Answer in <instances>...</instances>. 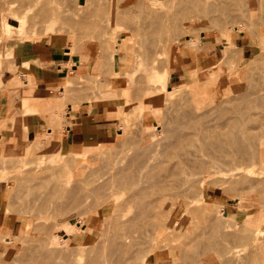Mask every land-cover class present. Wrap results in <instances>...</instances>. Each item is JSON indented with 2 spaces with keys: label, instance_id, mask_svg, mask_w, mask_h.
Listing matches in <instances>:
<instances>
[{
  "label": "rangeland",
  "instance_id": "374dc122",
  "mask_svg": "<svg viewBox=\"0 0 264 264\" xmlns=\"http://www.w3.org/2000/svg\"><path fill=\"white\" fill-rule=\"evenodd\" d=\"M27 1L28 0H26V1L25 0H23V1L22 0L21 1L20 0L19 1L18 0H0V58H2L4 56H8L12 53L10 45H9V41H8L12 38L6 37L8 29H9L8 28V23H9L12 27L11 28L12 29L11 34L13 35V39L15 41L14 46L18 42L19 43H24V42L33 43V42H35V43L48 44L56 50L64 51L65 56L68 58V61H66L64 63L66 68H67V76L64 78L62 84L60 83L58 85V87L55 88V92L54 91L49 92L48 96L46 98L33 100L31 95H30V90L28 89L23 96L24 97L23 103H18V120L15 118H10V119H8V122H12L13 126L12 127L5 126L3 128H0V132H2V134H0V175H1L0 176V234H1L0 237L1 236L2 237H5V236L10 237V243H8L10 245H8L6 243H1L2 237L0 238V243H1L0 244V250H2V249L5 250L4 254L2 251V254L4 256L3 255L1 256V253H0V257H1L0 263L3 262V259H4V262L6 263V261H7V264H12L13 260H15L17 262L19 260V264H24V262H26V261L21 259L22 256H19V258L21 260L20 259H14V257H11L12 256L11 254L14 253L13 255L15 257L18 255H21V253L17 249L18 246L23 245L22 247H24L25 245H27V243H30L31 241L34 242L33 244L35 246V243L37 242V239H39V238H36V242H35L34 241L35 237H33V236H37V237L41 236L42 238L40 237L39 241H43L42 240L43 238L47 239V237H49L54 242L53 246L54 247L58 246L60 248L59 252L61 249H63L62 246H64L65 244H66V247L73 248V249L68 248L67 252L68 251L70 252V250H73V252L78 253L79 255H82L80 257H82V259L84 261L81 262V259H80V262H81L80 264H82V263H84V264H87V263L88 264L89 263L90 264L91 263L97 264L98 262L100 264H107V263L108 264H114V262L116 263V261H117V264H119V263L124 264L125 262L127 264H131L132 259H134V261H136V260L138 261V259H140L141 256H144V255L146 256V255L150 254V249L148 251H146V253L145 252L143 254L141 253L142 252L141 249L144 246L145 247L143 249H146L147 247H149L150 243H151V245L153 243H156L158 246H160L162 244L160 242L161 238H163V240L165 242V240H167V239L169 240L172 237L171 239L174 240V243L179 241L180 247L185 245L186 249L185 250L182 249L183 247L179 249V243H178V248H177L176 247L177 243L173 244L174 245L173 246L171 244L172 240H169V241L167 240L166 243L168 242V244H170V246L172 245L171 248H169L168 245L166 243H164L166 246L164 245V247L162 246L159 249L157 248V250L155 251V254L148 256L147 262L149 264H175V263L179 264L177 261H181L183 257L181 255L180 256L182 258L177 256V249H179L178 252L181 253L182 250H184V251L188 250L187 248L190 246H191L190 248L196 247V243L193 242L194 240L196 242L198 240H200V241L201 240H203V241L207 240L208 241V238H210L211 236L213 237V234H215L214 232L216 230L214 229L213 225L215 226V224H216V226H218L220 229L223 226V229H221V230L222 231L224 230V232L226 231L225 233L228 234L231 238H235L232 240V242L230 244V245H232L233 248L237 247L236 245H238L239 248H242L243 245H245V242H244V240H246L245 238H248V236H245V238L243 236L247 235L248 233H250L249 231L253 230L251 237L248 234L249 238L246 240L247 241L246 244L249 243L248 245H250V244L251 245L250 246L246 245L244 247L250 248L254 244H257L256 246H257L258 250L255 248L256 254H255V256H253V258H254L253 260H254V262H256L255 264H258V262H259V264L260 263L264 264V248H263L264 247V243H263L264 238H260V236L262 237L264 235V232H262V231H264V205H262V203L264 204V202L263 201H261L262 203L259 202V200H262L264 198V195H262V194H261L262 196L259 195V193H261L264 190V188H261V185H257L258 187H255L256 186L255 185V186L250 188L249 186L247 187L245 184L243 185L242 182H240V181L244 182L245 178L246 179H247V177L250 178V176H252V175L257 176V174L263 170L260 166H258L254 162H250V164H248V165H245L243 163L236 164L235 167L241 169L242 174H241V177H240V175H238V178L234 177V179L232 180L233 182L231 180H229V182L227 181V182H224L223 184H221L222 182L220 183V181L217 180V183L219 182L217 184L215 182L217 179L216 178L214 180V183H216V184H213L211 180H208V182L211 181V183H208L207 181L201 180L200 182L198 181V183L195 184L197 186H192L191 196L194 194L190 200L192 202V206L190 208L183 209V211L180 213V215H177V216L181 217V215L184 214V216H182V217L184 218L187 216L188 219H182V217L181 218H179V217L175 218L176 221L178 220L177 218H179V222H181L180 220H182L181 224L180 223L179 224L181 225V228L183 226V229L182 230L180 229V231L178 233H172L171 234V232L169 230H167V232H166V230H163L161 233L156 235V233H153L154 228H151V230H149L150 231L149 235L147 237L143 238L141 236V232H140V230H142V229L138 230L134 234L128 233L127 234L128 237H126L127 236L126 231H125V233L121 231L120 234H118V237L122 236V237H120L121 240L126 241V242L125 241L124 242L120 241V242L123 243L125 246L126 245L128 246V248L126 247L127 250L129 249L132 251L133 250L132 248H137V246L140 247V248L138 247L140 250V253L137 252L139 250L134 249L138 254V255H136L137 258L139 257L138 259H136L135 256L133 257V254L134 253L136 254V252L131 253V251H130L129 253H127L128 251H126V248L122 244L120 246H119L120 243L117 244L118 242L116 241V239L117 240H119V239H118L117 235L114 234V233H116V231L113 232L111 229H110V231H112L113 233L110 231H108V232L106 231L109 228H113L114 225H115L114 226V228H115L116 225H118V223L115 224V222H118V220H119V218H121L122 214H125L128 212L130 213L131 212L130 209H133L131 207L132 205H130L128 203L131 207V208H129V205L128 206L126 205L127 203L124 204L127 206L125 211L120 209V207L122 208V205H121L120 207H117V208H119V210L118 209L115 210L117 212V214L114 213L113 216H110V215H112L110 213L112 212L113 208L109 203L108 204L103 203L106 195L103 194V196H104L103 197V196H101L102 194L101 195L98 194V195H96L99 198L98 199V198H95L94 197L95 195L93 196V194H92L93 197H91V199H90L89 194L91 192H88L89 187L94 186L95 184H99V182H101L100 181L101 179H102V181H104L106 179V177H108V175H109L108 170L110 171V169H106V168H112L113 167L112 165H115L113 163L114 162L116 163V160H118L117 163L119 162V160L122 161V159L125 162H128L129 160H133V159H129V158L131 156L135 155L136 153H140V152L144 151V148L147 147L149 143H150L149 144L150 150L147 151L149 149V146H148L147 147L148 149L145 148L146 149L145 151H147V152L146 153H145V151L143 152L146 155L141 153V155H145V157H148L147 159H149V160H146L142 156L146 160L145 163L148 162L149 164H151L149 161L153 162L152 165L155 166V167L152 166L154 168L153 170H155V168L157 169V170H155V172H158V170L160 172V169H161V172H163L166 169H168L169 167H171L169 165L170 164L172 165L176 161L177 153H179L181 145L179 142L177 144L174 143V146L177 147L175 150L176 152H174L172 149H175V147L171 143L170 145H172V146H170V147H171L172 151L170 152V150H168V148L170 149V147L165 146V143L162 140L161 141L163 142V145H162V142L159 141L160 139H163L166 137L165 133L162 134L161 131H159V130H161V128L163 127L162 123H166V120L170 121V117L172 115L171 112H173L171 109H173L175 111V112H173L172 118L175 115L174 113H177V110H175L173 108V106L175 104H173V106H171L172 107V108H170L171 112L169 111V107H170V105H172V103H175V102L178 103V101H180V103H182V104L184 103V107H188V108L190 106H187V105L191 104L192 105L191 107L193 108L192 110H195L197 108L195 110L197 112H199L198 111V107H199V110H200L199 113L202 112L201 109L206 110V111L208 109L209 113L208 114L206 113V116H204V114H202L203 112L201 113L203 117H201V118L199 117L200 119L198 118L197 124L195 126V130H204L202 124H206V122L209 123L208 125L213 126V127H210L211 130H224V129H226L225 128L226 125L225 126H215V124L218 123L217 121L220 117L222 118L223 116L226 117L228 115L227 113H226V115L224 114L225 110L227 111L226 107H224L225 110L223 108V111H222V108L221 109L217 108V110L219 111V114L216 113L217 110H216V112H214V110L210 111L211 109H216V105L218 107L220 106L217 103L220 100V96H221V99H223V98L225 99L230 95L235 96V97L239 96L240 94H238V93H239V91H241V89H244L245 87H246L245 89H247L251 84H253L255 82H256V85L254 86V90H255V87H257L259 85L261 86V84L264 85V83H262V80H260L261 77H262V79H264V72H263L264 71V65H262V64H264V63H262L263 59L261 61L262 64H260L261 68L259 66H258L259 68L257 67L258 70L259 69L260 70L263 69V70H261V71L259 70L260 71L259 72L257 69H255V72H254L252 69V71H251V72H253V74L254 73L256 74V70H257L258 76L263 74V76H261V77H258L256 75L258 77V79L260 78L258 80L259 82L254 81L253 83H251L253 78L254 79H257V78L253 77L251 75L252 73L247 74V75H251L253 78L246 75L245 70L248 67H246V65H244V63H243L244 61H248L249 59H252L255 53H257L261 48L262 49L264 48V20L262 18V17H264V6H263L264 0H193V1L192 0H185L186 2H188V4H190L191 2L193 4V2H194V6L192 5L193 7L192 6L190 7V5H189L188 9H185L184 8L185 6L183 7V5H184L183 1L184 0H138V1H135V0H78V2H77L78 4L74 0H72V1L71 0H52V2L50 3V7L48 9V12H47L49 14L48 16L59 14V12H63V11L65 12V13L63 12L64 14H67L66 11L70 8L69 12L67 11L68 13H71V14H69V16L73 20L76 18L75 22H77V21L79 22V19H81L80 22H83V21L87 20V19H85L88 16L87 14H90L92 11H94V15L90 16L91 14H93V13H91L89 15L90 17H87L88 18V24H86V26L84 25L83 27L80 26V24H79V26L72 25L73 23H71V21L73 22V20H71L70 17H66V18H70L69 19L70 24H64L63 22H66V21L68 22V19L66 21H64L65 19H62V18H60V19L58 18V20H61L62 22L61 21L60 22H51V23L47 22L45 24H43V22H40V19L33 20L30 18L31 12H28V11L27 12H21V10L18 9V8H20V4L24 5V3ZM31 1L32 0H30V2ZM145 1H148V2L142 3ZM136 2L138 3V5L142 3L143 6H145L147 4L146 7L148 6V3H149L150 6L152 5L153 7H155V11H156V9H158L157 10L158 13L155 14L153 11H150V13H149V10H151V7H149V8L147 7V9H149L148 12H146L147 9L144 7L146 9L144 12V10H141L144 8H141V6L139 5V7L141 8V9H139ZM180 2H183V4L182 3L180 4ZM229 2L231 3V5H229L230 4ZM73 3H75V4H73ZM103 3H106V4H103ZM196 3L198 6L196 5ZM101 4H103L102 5L103 8L102 7L100 8ZM128 4L129 5L131 4L132 6H129ZM126 5H128V6H126ZM84 6L91 7V10L89 7H88V9L84 8L85 10L82 9ZM120 6H121V8H122V6H125V7H123L124 9L125 8L127 10L129 9V12L127 10H126V13L123 12L125 15H123V13H122V15H123L122 17H121V15H119L120 13L118 11L119 9H121V8H119ZM136 6L138 9L134 11V8H136ZM132 7H133V9H132ZM229 7H230V9H229ZM75 8H76V10L80 8L79 9L80 11L79 10L76 11ZM179 8H181V9H179ZM191 8H192V10L190 11ZM86 9L89 10L90 13H88V11ZM152 9H154V8H152ZM106 10H107V12H106ZM186 10H189V13L184 14L183 12H187ZM73 11H75L76 13ZM78 11H79V13L81 11H84V13L81 12V14L83 13V15H85L87 13L86 14L87 16H85V17L80 16L81 14L77 13ZM96 11L98 14L95 13ZM103 11L106 13H104ZM114 11H116V14L113 13ZM139 11H141V12H139ZM142 11L145 14H147V16H149V18ZM160 11H162V12H160ZM232 11H233V13H232ZM151 12L153 14L154 19L151 16ZM163 12L164 13L166 12V14H167L166 18L164 16L166 14L162 15ZM230 12H231V15L236 16V20L234 19L233 16H231V15H230L231 17L228 16L230 14ZM101 13H104V14H101ZM108 13H110V14H108ZM117 13H118V15H117ZM159 13H161V14H159ZM105 14L108 15L109 17H107ZM126 14H127V16H126ZM128 14H129V16H128ZM140 14L141 15L144 14L142 16V18L144 16H146V17H144L146 19L143 18V19H141L142 20L141 21L140 20V18H141ZM225 14H227V15H225ZM10 15L11 16L14 15L16 19H18V18L21 19L22 22L18 24V22L16 20L12 19ZM77 15H79V16H77ZM96 15H97V17L100 15V17H98V19H97ZM103 15L105 17H103ZM134 15L136 17H134ZM159 15L162 17V19H163V17L165 18L164 19L165 23H168L170 21L169 22L170 24L169 25L167 24L169 27L172 26L171 24H177L179 22L178 23L179 26H178V24H177V26L173 25L174 27L176 26L174 28L175 30L172 29L173 27L171 28L172 31H174V32L177 31L176 34H174V35H177L176 38L170 32L171 29H168L169 28L168 26H167V28L165 27V30H163V28H164L163 27L162 31L165 32L167 29L169 31L167 33L166 32L163 33L164 35L161 34L163 36H160L159 32L161 31V26L159 27V25L160 24L162 25L161 22H163L164 20L162 21V19ZM101 16L103 19L101 18ZM113 16H114V18H113ZM125 16H126V18L129 17V19L128 18L127 19H128L129 23L131 22V24H128V22H126L127 19L125 18ZM157 16L159 18H155ZM91 17H96V18L94 19ZM168 17H170L172 20L169 19ZM229 17L231 18V20L233 19L235 21L229 20L228 19ZM99 18H101V19H99ZM104 18L105 19L109 18V19L105 20V22H107V23L104 22ZM261 18H262L263 22L261 21ZM83 19H85V20H83ZM114 19H116V20H114ZM121 19H122V21H121ZM123 19L125 21H123ZM132 19H134L136 21L132 22ZM158 19H161L160 20L161 22H159ZM99 20H103L102 23H105L106 25L109 22V25L105 26L104 24L99 23L100 24V27H99V24H98ZM117 20H118V22H115ZM139 20L143 23H141ZM92 21H97V22H92ZM144 21L151 22L150 24L153 27H152V29L149 28L152 32L151 33L150 31H147L148 30L147 27H151V26L148 23H147L148 26L144 25L147 28L146 32L151 33V35L149 34L150 35L149 39H143L144 40V41L142 40L143 43L147 44L148 42H151L149 40H153L152 42H156L157 40H159V38H161L162 44H161V41L159 40L155 46H154V43H151L152 45H150V44H148V45L152 46V47L144 46L145 49L143 46H142L143 49H142V47H140L141 42L139 40H141V39H139V38H143V37H141V34L145 35V33L142 31L144 29H146L144 26L143 27L141 26L143 24H146ZM154 21H155V23H152ZM125 22L127 23V25ZM157 22H159L160 24L158 25ZM232 22H234V23L238 22V24L243 28L241 33H243L244 37H238V39H236V48H235L236 50H234V48H233V50H234L233 56L231 59H229L228 54L226 53V48L228 47L226 45V44H228L226 32L228 31V27L230 26V23H232ZM93 23H95V24H93ZM96 23L98 24L99 29L102 28L103 30L102 29L97 30L98 28L96 27V25H97ZM234 23H233V25L231 24L232 27L238 28L239 25L236 23L234 24ZM138 24H139V26L142 27V28H140L142 30L140 34H137L138 32H140V30L138 31V29L136 27ZM156 24H157L158 28H160V31L157 28ZM17 25L19 26L20 30L18 28H15ZM101 25H103V26H101ZM128 25L129 26L131 25V27L135 25L134 27L136 28V33H134V35L135 34H137V36L140 35V36H138L139 38L138 37L135 38V36H133V35L129 36V34L132 31L133 32L135 31L134 30L135 28H131L133 30L128 29V28H130ZM164 25L166 26V24H163L162 26H164ZM139 26H138V28H139ZM84 27H86L85 29L87 31H88V29H90V31L92 29L93 30L91 32L89 31V32L85 33L86 31H85ZM95 27H96V29H95ZM103 27H105L106 29ZM155 28L158 29V31H159V32L157 31L159 34L158 35L159 38L156 37L157 38L156 41H154V39H155L154 36H155V33H157V32L154 31L155 32L154 33L152 31ZM176 28L180 29L181 31L178 29L176 30ZM183 28H184V31L182 32ZM189 28H190V30L191 29L192 30L190 31ZM186 29H188L187 30L188 33L185 32ZM95 30H96V32H95ZM101 30H102V32H101ZM261 30H262L263 34L261 33ZM129 31H130V33H129ZM162 31L160 33H162ZM98 32H99V34H97ZM104 32H106L105 37L103 34ZM133 32L131 34H133ZM18 33H19V37H18ZM94 33H95V35H94ZM180 33H181V35H180ZM66 34H68V35H66ZM74 34H75V36H73ZM87 34H89V35H87ZM100 34H101V37H100ZM93 35L94 36L99 35L100 40H99L98 36L93 37ZM91 36H92V38H91ZM151 36H153L154 39H150ZM102 37L105 38L106 41ZM194 37L196 39H198V42H197V45L195 48L193 46H189L188 42H187L188 39L194 38ZM144 38H146V37L144 36ZM101 39H103V40H101ZM135 39L136 40L139 39L138 40L139 44H137L138 41H136ZM145 40H148V42H145ZM167 40L170 41L169 44L167 43L168 42ZM134 43H135V45H134ZM130 45H131V47H130ZM169 45H170V47L168 48ZM166 46H167V48H166ZM128 47H129V50L132 51V53H133V51H136V52L139 51V53L138 52L134 53V60L132 59L133 57L131 56L132 54H131V51L128 50ZM139 47H140V50L142 49L141 51L139 50ZM133 48H134V50H133ZM153 48H154V50H153ZM165 49H166V51H165ZM144 51H145V53H143ZM136 55H138L139 57ZM143 56H145V57H143ZM130 57H132V58H130ZM136 57L138 59H135ZM33 66H34V62L31 60V58H29L27 63H24V61H23L22 71L27 72L28 70H31L33 68ZM262 66H263V68H262ZM248 70H247V72L250 71V70L249 71ZM133 71L135 72L134 74H133ZM167 72H168V82H167L166 86L168 88H170V87L172 88V86L173 87L178 86L180 88L183 87L182 90L184 92L183 91H179V92L184 93V96H186V98L184 97L185 100H179L178 99V96H179L178 94H180V93H178V91L177 92L173 91V90L172 91H170V90L165 91L162 89V87H161V85H162L161 84V76ZM116 74H119V75H116ZM245 75H246V78H245ZM128 76H130V79L128 78ZM249 77L251 79H249ZM225 78H231V82L225 83L224 82L226 80ZM133 79H135V82L133 83V81H132L130 83V80H133ZM232 79H233V82H232ZM242 80H244V81L242 82ZM212 83H214V84H212ZM236 83H238L240 85H238ZM241 83H243V86H241ZM229 84H231V86ZM186 85H188V86H186ZM220 85H221V88H220ZM232 85H233V87H232ZM236 85L238 87L240 86V88L241 87L242 88L240 89ZM21 86H22V84H21ZM222 86H224V87H222ZM236 87L238 90L236 89ZM233 88H235V91L233 90ZM256 89H258V88H256ZM218 90L221 92H219ZM185 92H188L189 94H187ZM182 93L180 94L181 96H182ZM187 95H189V96H187ZM217 96H219V99ZM187 99H189V100H187ZM30 102H33V104H31ZM93 102H100L101 104H103L105 107V112H106L107 116L109 115L108 117L114 118L118 122V126H117L118 133L115 135L116 137L112 143L106 144V145L84 144L82 146L81 150L78 149V150H74L71 152H66L64 150H61V148L58 147L55 142L48 141L49 140L48 138H50V137H52L51 139L54 138L57 140V138L59 137V134H61V132H62L63 126L68 123V119H66V114L69 111L68 107H71L72 110H76V109L80 108L81 106H89ZM185 103H187V105H185ZM212 104L215 105L214 106L215 108L211 107V109H210L209 107ZM223 105H224V103H222V106ZM207 106H208V108H206ZM166 107H167V109H166ZM164 110H168L170 113L167 115V113L165 114V112H168V111L164 112ZM213 112H214V115H212ZM28 113H38L41 116L42 121L45 123V126H42V128H41L40 134L33 140H28L26 138V134H25L26 124H25V122H21V119L19 118V117H23L24 115H26ZM163 113L165 115H167L168 119L165 118L166 116ZM219 115H223V116H219ZM163 117L165 119H163ZM219 120H221V119H219ZM168 121L166 123L167 126L165 124L164 125L170 129L172 123H171V125H169L170 123H168ZM198 121H199L200 125H199ZM161 125H162V127H161ZM165 126H164V128H166ZM48 129H50L51 132L48 131ZM169 129H167V131ZM3 131H5V132H3ZM152 132L158 133L157 140H154L155 142H157L155 144H157L158 146H156L153 143L155 145L153 147V144L151 142H148V141H151V138H150L151 136L149 134L150 133L153 134ZM168 134H169V132H168ZM159 137H161V138H159ZM167 137H169V136H167ZM193 138L196 140L194 142V146H193L192 150H194V152H196L199 155L200 154L199 150L202 148L201 140H200L199 136H196V135L193 136ZM169 143L170 142H167V144H169ZM159 145H161V146L159 147ZM139 146L140 147L142 146V147L140 148ZM134 147L135 148L137 147V149H139V150L136 149V151H135ZM165 147H167L166 151H164ZM189 148H192V146H189ZM141 149H142V151H141ZM162 150L164 153L168 152V154H170V155H168L167 153L166 154L163 153L164 154L163 155L161 152ZM134 151H135V153H134ZM160 152H161V154H160ZM172 152H173V154H171ZM136 155H135V157H137L140 154H138L137 156ZM148 155H150V156H148ZM124 156H128L129 158L127 159V157H124ZM122 157L126 158L127 161ZM142 157H141V159H142ZM142 162H144V161H142ZM38 165H40L44 168H42L40 166L38 167ZM110 165H111V167H108ZM199 165L202 167L214 169L213 166L207 165L204 163H199ZM22 166H24V167H22ZM30 166H31V168H29ZM105 166H106V168H105ZM21 167L23 169L25 167L26 168L24 170H22V169H20ZM35 167H37V168H35ZM102 171L104 174L101 173ZM23 175L26 177V179L29 182H27L25 177H24L25 181L24 180L22 181ZM44 175H45V177H44ZM104 175H105V177H104ZM7 176H10V177L16 176L17 179L15 177L14 180L16 179L15 181L17 182V184L15 181H13V178L9 179V177H8V179H7ZM18 176H19V179H18ZM20 176L22 179H20ZM36 176H38V177H36ZM41 176H43V177H41ZM70 176H73L74 181L67 180V181H69V185L74 184L75 186H77V188H79L82 191L81 192L79 190V193L81 196H83L84 193L86 194V196L88 195V197H86L85 199H84V197L80 198V199H83L82 201L80 199H78V203L75 201L76 203L74 204V206L72 205L73 202H72V204L70 203L71 208H67L66 207L67 205L64 207L58 205V206H54L55 211L51 212L54 209L52 207V210H51V206H50L49 208L51 211L49 209H48L49 211L46 209L48 213H46V211H44L45 213H41L40 211L44 210L43 209L44 206L43 207L40 206V208H41V209L39 208L40 210L36 207H35L36 208L35 209L34 206H37L36 205L37 202L36 203L30 202L31 200L26 199L24 197L27 195H32V193L30 191L34 190V188H32L34 186H35V189L39 188V190H36V191L34 190V191L36 193L38 191V193H40V194H38V193L36 194L34 192L35 194L33 193V195L38 196V195H41L40 191H43V192L45 191L44 188H46V190H48L49 186H51L52 183H53V186L55 184L57 185L59 183L62 184L63 183L62 180H66ZM255 176L254 177L252 176L251 178H255ZM27 177H30V178L28 179ZM39 177H40V179H39ZM30 179H33V181H30ZM37 179H39V180H37ZM238 179H239L238 182L241 183V185L239 183H237ZM17 180H20L21 182H19ZM57 181H59V182L57 183ZM27 183H28V185H27ZM45 183H46V186L43 185ZM36 185H37V187L38 186L39 187L37 188ZM25 186L28 187V189L30 191L28 189L26 190ZM29 186H31V187H29ZM47 186H48V189H47ZM235 186H236V188H235ZM242 186L244 187V189H241V188H243ZM22 187H25V188H22ZM193 187H196V188H194V189H196L195 192H197V194H199V195H195L196 193L194 192ZM246 187H247V190H246ZM109 188L111 189L110 186L107 189L109 190ZM248 188H249V190H248ZM107 189H105V193L110 192V194H111L114 187L112 188V190L106 192ZM119 189L122 190V188H119ZM233 189H235L236 191ZM259 189H261V191ZM17 190L20 192H18ZM25 190L31 194H29V193L27 194V192ZM121 190H120V193L119 192L115 193L114 190H113V192L116 195H118V194L120 195L121 193L124 194L125 193L123 191L124 189L122 191ZM252 190H254V191H252ZM15 191H17V193ZM24 192H26V193H24ZM43 192H42V194H43ZM47 192H45V195L44 194L43 195L47 196L50 191L48 193ZM21 193H24L26 195L21 194ZM232 193H234L233 194L234 196L232 195ZM21 195H23V197H21L22 199L20 198ZM107 195H109V194H107ZM194 196L196 197V199L192 200V198H195ZM259 196H260V198L261 197L262 198L260 199ZM23 198L28 200V202L30 204V205L29 204L26 205V207L29 205L28 208L31 207L30 209L27 208L29 213H27V210H26L25 214L18 213L20 211L19 208H21V206L23 204L27 203L25 201V199H23ZM29 198H31V197H29ZM92 199L93 200L96 199V200L93 201ZM197 199H198V201H196ZM32 200L36 201L34 199H32ZM19 201L20 202L25 201V203L23 202V204H21V203H19ZM51 201L56 202L57 197H55V199H52ZM79 201L81 203H79ZM203 201H206V203ZM243 201H245V202H243ZM246 201H248V202H246ZM207 202H209L210 204ZM255 202H257V203H255ZM32 203H35V204L33 205ZM18 204H21L20 207ZM132 204H134V203H132ZM70 205H68V206L70 207ZM124 205H123V207H124L123 209H125ZM134 205H133V207H135ZM136 206H137V208L138 207L142 208L141 206H138V205H136ZM198 206L201 207V208H199L200 210L201 209L203 210V208L210 206L212 208L210 210V214L209 215L207 214L208 216H206L202 210L200 212V210L197 209ZM57 207H58V209L56 210ZM24 208H25V206H24ZM24 208L22 206V212L24 211ZM46 208H48V206ZM72 208H74V209H72ZM140 208H138L139 211L141 210ZM14 209H16L17 211H15ZM31 209H33V211ZM66 209L68 210V212ZM136 209L134 208L133 211L134 210L136 211ZM115 211L113 210V212H115ZM139 211H137V212H139ZM150 212H152V213H149V214L153 215V210ZM213 213L217 214L218 216H220V215L221 216L218 218L217 217L211 218L214 216V215H212ZM30 214H32L33 216H31ZM132 214H136V212H133ZM149 214L146 215L147 217L145 215H143V217L148 218L150 216ZM247 214H248V216H250L249 218H248V216H246ZM34 215H35V217H38V224L39 225L42 224L40 226V228H41L40 230H39L38 224H37L38 229H37V227H35L37 230H33V229H35L34 227L32 230H30L31 229L30 227L25 226L27 224H28V226H32L31 223H33L35 225L36 222L31 221V220H37L34 217ZM109 216H110V219H113L111 221H115L114 223L112 222L114 224V225L112 224L113 225L112 227H110L111 223H109V221H110L108 218ZM244 216L248 218L246 220L252 219L251 222H252L253 226L251 224H250V226L248 225L251 222L250 221H249V223H248V221L246 222L245 219L243 218ZM33 217H34V219H31ZM39 217L42 219H39ZM151 217H149L148 219H151ZM221 217L224 218L223 221L225 220V222L227 224L221 220L222 219ZM254 217H256V218H254ZM203 218H204V220H203ZM259 218H261L260 219L261 222H260V220H258ZM29 219H31L30 220L31 222L29 221ZM48 219H50V220H48ZM52 219H53V221H52L53 223L52 222L50 223L49 221H51ZM210 219H212V221ZM214 219H216V221ZM254 219H256V220H254ZM44 220H46V221H44ZM184 220H186L185 224L183 222ZM218 220H219V223L217 222ZM25 221L28 223H26ZM42 221L44 223L47 222L45 225L48 226V228L50 227L51 230L50 229L48 230V228H47V231H49V233H50L49 235H47L48 232H47V234H44L46 231V228L45 227L42 228L44 224L39 223ZM29 222L31 225L29 224ZM102 222L104 224H107V226L105 225L106 227H104V228H106L105 232L103 233L104 235H102L100 233L102 236V239L105 237L106 233H107V235H108V233H110V235L107 236L108 238L110 236L113 237V239L117 237L116 239H114L116 243L113 242L112 238H110L112 240L107 238L109 241L106 238L103 239L104 242H106L105 243L106 245L103 243L105 245L106 249H105V247H101L102 245L100 246L102 249L101 248L100 249L105 250V251H101V250L99 251V249H97V248L96 249L91 248V245H93V243H95V241H97L96 239H100L98 241L101 242V238L98 235H99L100 231L102 232L104 230V228L102 227V225H103ZM222 222L224 223L225 226L228 227V228L226 227L227 230H225V228H224L225 226L223 224L220 225ZM47 224H49V225H47ZM145 224H147V223L145 222ZM193 224H195V226H193ZM207 224H210V225H207ZM198 225H199V227H198ZM204 225H206V226H204ZM237 225H238V227H237ZM140 226H141V224H140ZM140 226H138V227L140 228ZM207 226L210 228L212 227L211 230H212V232L214 231L210 237H209V235H210L209 233L211 231L209 228H206ZM216 226H215V228H216ZM241 226H244V227L241 229L240 228ZM203 227H204V229H203ZM230 227L232 229H230ZM257 227H258V229H257ZM141 228H143V224H142ZM234 228H236V230ZM237 228L240 231V233H242L243 236H241V234L239 233ZM28 229H29V231H27ZM220 229H219V231H220ZM42 230H44V232H42ZM198 230H200V231H198ZM204 230L209 232L208 236H207L206 231H204ZM228 230L230 232L232 230L236 231V232L232 231L233 233H235V234H232ZM243 231H244V233H243ZM259 231L263 235H261L259 233ZM1 232H4L6 235L1 233ZM169 232H170V234H169ZM197 232H198V234H197ZM237 232L239 234H237ZM245 232H247V233L245 234ZM165 233H167L168 235L164 236ZM190 233H191V235H190ZM255 233L256 234L258 233L257 234L258 236L255 235L257 238L254 237ZM26 234H28L27 235L28 237L26 236ZM112 234H114V235H112ZM129 234L132 237H130ZM259 234H260V236H259ZM21 235H23L24 237L26 236L27 238L24 239V237H23V239H21L22 238ZM45 235H46V237H44ZM169 235L171 237L168 238ZM195 235H196V237H195ZM239 235L242 238H240ZM252 235H253V238L258 239L256 242L254 241L255 242L254 244H253V241H252V243H250L251 240H249L252 238ZM31 236H32V239H31ZM114 236H116V237H114ZM133 236H134V238H133ZM59 237H61L62 240H60ZM182 237L184 238L183 240H182ZM190 237H192L193 239H190ZM195 238H197V239H195ZM198 238H200V239H198ZM259 238H260L261 243L259 242ZM18 239L20 241H18ZM105 239L107 241H105ZM175 239H176V242H175ZM210 240H211V238H210ZM236 240H237V242H235ZM60 241H61V243L63 242V244H61ZM98 241L96 243H98ZM111 241H112V243H111ZM248 241H250V242H248ZM157 242H160V243H157ZM19 243H20V245H19ZM215 243H218L217 240ZM237 243H241L240 245L242 247ZM4 244H5V247L3 246ZM11 244L14 245V247ZM116 244L118 247H114V250H112L113 249V247H112V249L110 250L111 246H115ZM6 245H8L7 249H5ZM108 245L110 246V248L108 247ZM134 245H136V246H134ZM1 246H3L4 248ZM88 246H90V248H87ZM94 246L99 247L97 245H94ZM94 246H92V247H94ZM121 246H123L124 248H121ZM215 246L211 247L212 251L211 250L208 251L206 247L201 246L202 248H206L205 250L207 251L206 255L204 253L203 254L201 253L200 254L201 256H199V253H198V252H200V250L199 251L197 250V249H201V251H202L201 247L200 248L196 247V250L198 252L194 249L198 253V255L195 254L196 252L194 254H192V252H193V249H192L191 256H193V255L196 257L199 256L198 260L195 257H192L193 259L190 258L191 256H189L190 255L189 253L191 250L188 251L189 253L186 252V253H188V255L187 254L185 255L186 257L189 256V258L187 257V259H186L185 256H184V258L186 259V261H188V259H190V261H188V264H190L191 260L193 263L195 262L196 264H219L221 262L223 263V261L230 262L229 257L225 255V254H227V252L223 253V252H221L223 250L220 251V248L219 247L216 248ZM256 246H254V247H256ZM172 247H175L176 249L172 248ZM254 247H251V248H254ZM84 249H87L86 250L87 253ZM89 249H91V250L94 249V250L91 251ZM213 249L215 250V252L213 251ZM205 250H203L202 252H204ZM16 251H18L19 253ZM62 251H61V253H62ZM112 251L115 252V253L113 252V255H111L109 253V252L112 253ZM122 251H125L126 253L123 254ZM184 251H182V253ZM59 252H58V254H59ZM73 252H70L71 258L73 257L72 256ZM103 252H105V253H103ZM247 252L248 251H246V253ZM93 253H96V255ZM120 253L124 256L119 255ZM248 253H250V252H248ZM78 254H75V255H78ZM85 254H86V256H84ZM92 255L93 256L95 255L94 257H97L99 255L100 260H98L99 259L98 257H97V259L92 257ZM109 256H110V258H109ZM118 256H120V257H118ZM9 257L13 258V260L10 259ZM117 257H118V259H117ZM122 257L125 259H123ZM126 257L128 258L127 261H126ZM256 257H258V258H256ZM71 258H70V262L72 264H74L75 258L73 259L74 261H71ZM91 258H94V260H92ZM194 258L197 261H195ZM259 258H260V261L258 260ZM119 259H122V260H120V262H119ZM22 260L24 262H22ZM140 260L138 261V263H134V264H140L139 263ZM10 261H12V263H9ZM183 261H185V260H182L181 262H183ZM121 262H124V263H121ZM128 262H131V263H128ZM3 263H1V264H3ZM184 263L186 264V262H184ZM225 263H223V264H225ZM29 264H30V262H29Z\"/></svg>",
  "mask_w": 264,
  "mask_h": 264
},
{
  "label": "bare ground",
  "instance_id": "6f19581e",
  "mask_svg": "<svg viewBox=\"0 0 264 264\" xmlns=\"http://www.w3.org/2000/svg\"><path fill=\"white\" fill-rule=\"evenodd\" d=\"M19 1V0H18ZM21 1V0H20ZM23 1V0H22ZM26 1V0H25ZM29 1V2H28ZM27 2H25L24 3V5L23 4H20V8H18V9H20L21 10V12H31V14H30V18L31 19H33V20H37V19H40V22H43V24H45V23H51V22H60L61 20H58V18L60 19V18H62V19H65L64 21H66L67 19H68V22L66 23V22H63L64 24H70L69 23V19L71 18L70 16H69V14H71V13H68L69 12V9L66 11V13L68 14H64L63 12H59V14H55V15H52V16H48L49 14L47 13L48 12V9H49V7H50V3L52 2V0H32L31 2H30V0H28ZM72 1V0H71ZM74 1H76V3L78 2V0H74ZM73 1V2H74ZM135 1H138V0H135ZM134 1V2H135ZM193 1V0H192ZM103 2V1H102ZM148 1H145V2H142V3H147ZM184 2V5H183V7L185 8V9H188V6L190 5V7L193 5L194 6V2H193V4H192V2L190 3V4H188V2H186L185 0L183 1ZM183 2H180V4L182 3L183 4ZM101 3V2H100ZM142 3L141 4H139L140 6H141V8H146L147 9V7L149 8V7H151V10H149V9H141L140 7H139V5H138V3L136 2V4L138 5V7H139V9H141V10H144V12H145V10H146V12H148V10H149V13H150V11H153L155 14L156 13H158V9H156V11H155V7H153L152 5L150 6L149 5V3H148V6L146 7V5L145 6H143L142 5ZM230 3V2H229ZM256 3V2H255ZM73 4H75V3H73ZM78 4V3H77ZM103 4H106V3H103ZM103 4H101L100 5V8L102 7V5ZM129 5V4H128ZM128 5H126V6H128ZM196 5H197V3H196ZM195 5V6H196ZM229 5H231V3L229 4ZM105 6V5H104ZM129 6H132L131 4L129 5ZM192 6V7H193ZM198 6V5H197ZM264 6V5H263ZM88 7L89 6H84L82 9H84V8H87L88 9ZM123 7H125V6H122V8ZM135 7V6H134ZM81 8V7H80ZM79 8V9H80ZM90 8V10H91V7H89ZM103 8V7H102ZM119 8H121V6L119 7ZM121 8V9H122ZM128 8V7H127ZM152 8H154V9H152ZM195 8V7H194ZM79 9H77V10H79ZM86 9V10H87ZM119 9L118 11H119V15H121V17L123 16V15H125L123 12H125L126 13V8L124 9ZM132 9H133V7H132ZM138 8H137V6H136V8H134V11L135 10H137ZM177 9V8H176ZM179 9H181V8H179ZM229 9H230V7H229ZM75 10H76V8H75ZM76 10V11H77ZM85 10V9H84ZM124 10V11H123ZM183 10V9H182ZM192 10V8L190 9V11ZM232 10V9H231ZM80 11V10H79ZM79 11L77 12V13H79ZM88 11V13H90V11L89 10H87ZM117 11V12H118ZM122 11V12H121ZM128 12H129V9L127 10ZM180 11V10H179ZM184 11V10H183ZM182 11V12H183ZM187 12H183L184 14L185 13H189V10H186ZM196 11V10H195ZM73 12H75V11H73ZM81 12H83L84 13V11H81ZM81 12L79 13V14H81ZM104 12V11H103ZM106 12H107V10H106ZM106 12H104V13H106ZM127 12V13H128ZM137 12V11H136ZM139 12H141V11H139ZM143 12V11H142ZM143 12V13H144ZM160 12H162V11H160ZM181 12V11H180ZM76 13V12H75ZM83 13L80 15V16H87V17H90V16H92V15H94V11H92L91 13H93V14H85V15H83ZM96 14H98L97 13V11L95 12ZM104 13H101V14H104ZM113 13H115L116 14V11H114ZM122 13H123V15H122ZM135 13V12H134ZM232 13H233V11H232ZM108 14H110V13H108ZM130 14V13H129ZM129 14H128V16H129ZM145 14V13H144ZM144 14H140V16H141V18H140V20L141 19H143L144 17H146L147 16V14H145L146 16H144L143 18H142V16L144 15ZM159 14H161V13H159ZM164 14H166V12L164 13L163 12V14L162 15H164ZM173 14V13H172ZM191 14V13H190ZM75 15V14H74ZM90 15V16H89ZM106 15V14H105ZM114 15V14H113ZM117 15H118V13H117ZM149 15V14H148ZM158 15V14H157ZM225 15H227V14H225ZM231 15V12H230V14L228 15V16H230ZM11 16V15H10ZM77 16H79V15H77ZM107 17H109L108 15H106ZM115 16V15H114ZM114 16H113V18H114ZM126 16H127V14H126ZM126 16H125V18H126ZM151 16H152V18L154 19V17H153V14H152V12H151ZM155 16V15H154ZM160 16V15H159ZM165 16V18H166V16H167V14L166 15H164ZM169 16V15H168ZM231 16H233V15H231ZM230 16V17H231ZM66 17H70V18H66ZM85 18V19H87L86 21H83V22H80V20L81 19H79V22L77 21V22H75V20H76V18L73 20L72 18H71V20H73V22L71 21V23H73L72 25H77V26H79V24H80V26H86V24H88V18ZM96 17H97V15H96ZM96 17H91V18H96ZM98 17H100V15L98 16ZM98 17H97V19H98ZM103 17H105L104 15H103ZM134 17H136L135 15H134ZM133 17V18H134ZM148 18H149V16H147ZM161 17V16H160ZM171 17V16H170ZM170 17H168L169 19H171ZM174 17V16H173ZM228 18L229 20H231V18ZM234 17V19L236 20V16H233ZM11 18L12 19H14V20H16L17 22H18V24L19 23H21L22 22V20L21 19H16L15 18V16L14 15H12L11 16ZM101 18H102V16H101ZM101 18H99V19H101ZM112 18V19H113ZM117 18V17H116ZM124 18V19H125ZM128 19H129V17H127ZM126 18V19H127ZM151 18V19H152ZM155 18H159L158 16L157 17H155ZM164 17H163V19H162V17H161V19H162V21L165 19ZM263 18V20H264V17H262ZM262 18H261V21H262ZM7 19V18H6ZM5 19V20H6ZM85 19H83V20H85ZM90 19V18H89ZM96 19V20H97ZM103 19V18H102ZM107 19H109V18H107ZM107 19H105L104 18V22H105V20H107ZM123 19V21H125ZM128 19H127V21L126 22H128ZM144 19H146V18H144ZM161 19H158L159 20V22H161L160 20ZM175 19V18H174ZM58 20V21H57ZM91 20V19H90ZM93 20V19H92ZM114 20H116V19H114ZM131 20V19H130ZM139 20V21H140ZM156 20V19H155ZM167 20V19H166ZM172 20V19H171ZM235 20H231V21H235ZM7 21V20H6ZM98 21V20H97ZM97 21H92V22H97ZM113 21V20H112ZM121 21H122V19H121ZM134 21H136V20H134V19H132V22H134ZM142 21V20H141ZM140 21V22H141ZM147 21V20H146ZM146 21H144L146 24H143V25H141L142 27L145 25H147V23L151 26V27H147L148 28V30H147V28L146 29H144L143 31L140 29V28H142L141 26H139V24L136 26L137 27V29H138V31L140 30V32H138L137 34H140L141 33V31L142 32H144L145 33V35L143 34H141V37H143V38H139L138 36H140V35H138L137 36V34H135L134 35V33H136V28L134 27V26H132L131 27V25L129 26L130 28H128V29H131V28H135L134 30V32H133V34H131L130 33V31H129V36L131 35H133V36H135V38H139V39H141V40H139V39H135L136 41H140L141 43V45H140V47H144V46H148V47H152V46H149L148 44H150V45H152L151 43H154V46L157 44V42L160 40L161 41V38H159V34H160V36H163L164 34L163 33H167L169 30L168 29H171L172 27V29L173 30H175L174 28L177 26V24L179 23L178 21V23L177 24H171L172 26L171 27H169L168 25L170 24L169 22L168 23H165V20L163 21V22H161L162 23V25L163 24H166V26L164 25V26H162L159 22H157L158 23V25H159V27L161 26V31H162V28H163V30H165V27L167 28V26L169 27L165 32H163L162 31V33H160L161 31H160V28H158V26H157V24H156V26H157V28L159 29V31H158V29H154V30H152L153 32L155 31V32H159V34H158V32L157 33H155V39L153 38V36H151V38L150 39H154V41H156L157 40V38H159V40H157L156 42H152L153 40H149V41H151V42H148V40H145V42H148L147 44L146 43H143V39H149V37H150V35H151V30L150 29H152V25L150 24L151 22H146ZM157 21V20H156ZM175 21V20H174ZM173 21V22H174ZM227 21V20H226ZM62 22V21H61ZM86 22V23H85ZM90 22V21H89ZM103 22V20H99V22H98V24L99 23H102ZM114 22V21H113ZM115 22H118V20L117 21H115ZM125 22V23H126ZM263 22V21H262ZM39 23V22H38ZM91 23V22H90ZM105 23H107V22H105ZM105 23H102V24H104L105 26H107V25H109V22H108V24L106 25ZM141 23H143V22H141ZM152 23H155V21L154 22H152ZM175 23V22H174ZM233 23L234 22H232V23H230V26L228 27V31L226 32V37H227V40H228V44H226L228 47L226 48V53L228 54V58L229 59H231L232 58V56H233V51L234 50H236L235 48H236V39H238V37H244L243 36V33H241L242 32V30H243V28L238 24V22H235L236 24H238L239 26H238V28L237 27H232V25H233ZM234 23V24H235ZM93 24H95V23H93ZM97 24V23H96ZM98 24L96 25V27L98 28L97 30H100V29H102V28H100L99 29V27H100V24H99V27H98ZM128 24H131V22L129 23L128 22ZM134 24V23H133ZM168 24V25H167ZM232 24V25H231ZM91 25V24H90ZM126 25H127V23H126ZM173 25H176L175 27L173 26ZM101 26H103V25H101ZM138 26H139V28H138ZM148 26V25H147ZM178 26H179V24H178ZM181 26V25H180ZM68 27V26H67ZM92 27V26H91ZM96 27H95V29H96ZM263 27V26H262ZM8 32H7V35H6V37H10V38H12V39H10V40H8L9 41V45H10V48H11V52H12V50H13V48H14V44H15V41H14V39H13V35L11 34V31H12V27H11V25L8 23ZM14 28V27H13ZM15 28H18L19 30H20V28H19V26L17 25ZM76 28V27H75ZM86 27H84V29H85ZM103 28H105V27H103ZM150 28V29H149ZM181 28V27H180ZM187 28V27H186ZM194 28V27H193ZM77 29V28H76ZM106 29V28H105ZM172 29L170 30V32L172 33V35H174V34H176V32L177 31H172ZM178 28H176V30H177ZM93 30V29H92ZM91 30V31H92ZM103 30V29H102ZM102 30H101V32H102ZM131 30H133V29H131ZM146 30L147 31H150L151 33H148V32H146ZM178 30H180V29H178ZM188 29H186L185 30V32H187L188 33V31H187ZM189 30H190V28H189ZM192 30V29H191ZM190 30V31H191ZM263 30V29H262ZM262 30H261V33L263 34V32H262ZM68 31V30H67ZM74 31V30H73ZM85 33H87V32H89L90 31V29H88V31L85 29ZM90 31V32H91ZM181 31V30H180ZM184 31V28H183V30H182V32ZM189 31V32H190ZM69 32V31H68ZM95 32H96V30H95ZM100 32V31H99ZM99 32L97 33V34H99ZM107 32V31H106ZM106 32H104L103 34H104V37H105V33ZM174 32V33H173ZM179 32V31H178ZM111 33V32H110ZM147 33V34H146ZM17 34V33H16ZM77 34V33H76ZM150 34V35H149ZM161 34H163V35H161ZM183 34V33H182ZM66 35H68V34H66ZM87 35H89V34H87ZM94 35H95V33H94ZM93 35V37H96V36H98V38H99V40H100V37H101V34H100V37H99V35H96V36H94ZM180 35H181V33H180ZM73 36H75V34L73 35ZM144 36L146 37V38H144ZM16 37V36H15ZM18 37H19V33H18ZM157 37V38H156ZM173 37V36H172ZM174 37L176 38L177 37V35H174ZM91 38H92V36H91ZM103 38V37H102ZM132 38V37H131ZM134 38V37H133ZM174 38V39H175ZM94 39V38H93ZM97 39V38H96ZM104 40H105V38H103ZM103 39H101V40H103ZM19 40V39H18ZM143 40V41H142ZM106 41V40H105ZM139 41H138V43L137 44H139ZM164 41V40H163ZM168 41V40H167ZM166 41V42H167ZM187 42H188V45L189 46H193L194 48L196 47V45H197V42H198V39H196L195 37L194 38H190V39H188L187 40ZM168 44L170 43V41H168L167 42ZM130 44V43H129ZM143 44V45H142ZM145 44V45H144ZM159 44V43H158ZM161 44H162V41H161ZM134 45H135V43H134ZM2 47V46H1ZM130 47H131V45H130ZM140 47H139V50H140ZM143 47H142V49H143ZM170 47V45L168 46V48ZM136 48V47H135ZM138 48V47H137ZM155 48V47H154ZM154 48H153V50H154ZM166 48H167V46H166ZM233 48H234V50H233ZM261 48V47H260ZM259 48V49H260ZM141 49V50H142ZM144 49H145V47H144ZM157 49V48H156ZM264 49V48H263ZM262 48L257 52V53H255L254 54V56H253V58L252 59H249L248 61H244L243 63H244V65H246V67H248L246 70H245V73H246V75L247 74H251L253 77H255V78H257V79H254L251 75H247V76H250L251 78H253L252 79V82L251 83H253L254 81H257V82H259L258 80L260 79H258V77H261V76H263V74L262 75H257V72L260 70H258V68L260 67L261 68V65L260 64H262V63H264V50H263ZM128 50H129V47H128ZM133 50H134V48H133ZM136 50V49H135ZM140 50V51H141ZM168 50V49H167ZM194 50V49H193ZM196 50V49H195ZM129 51H131V50H129ZM151 51V50H150ZM165 51H166V49H165ZM70 52V51H69ZM136 51H133V53H132V51H131V56L133 57H130V58H132L133 60H134V53H135ZM138 53H139V51H137ZM136 52V53H137ZM195 52V51H194ZM129 53V52H128ZM143 53H145V51L143 52ZM153 55V54H152ZM136 56H138V55H136ZM139 57V56H138ZM143 57H145V56H143ZM243 58V57H242ZM135 59H138L137 57L135 58ZM262 59H263V61H262ZM28 60H29V58H24V63H27L28 62ZM261 61H262V63H261ZM192 64V63H191ZM196 64V63H195ZM189 65V64H188ZM193 65V64H192ZM262 65H264V64H262ZM259 66V67H258ZM258 67V68H257ZM262 68H263V66H262ZM250 71H249V70ZM252 69H253V71L255 72V69H257L256 70V74L254 73L253 74V72H251L252 71ZM247 70L249 71V72H247ZM261 70H263V69H261ZM260 70V71H261ZM135 71V70H134ZM133 71V74L135 73ZM137 71V70H136ZM259 71V72H260ZM264 72V71H263ZM132 73V72H131ZM116 75H119V74H116ZM237 75V74H236ZM246 75H245V78H246ZM255 75V76H254ZM258 77H257V76ZM114 76V75H113ZM135 77V76H134ZM234 77V76H233ZM242 77V76H241ZM249 77V79H251ZM128 78L130 79V76H128ZM244 78V79H245ZM226 80L224 81L225 83L227 82V83H229V82H231V78H225ZM248 79V80H249ZM247 80V81H248ZM260 80H262V83H264V79H262V77H261V79ZM133 81V83L135 82V79H133V80H130V83ZM244 80H242V82H243ZM251 81V80H250ZM167 82H168V72L167 73H165V74H163L162 76H161V87H162V89L163 90H165V91H178V93H182V92H179V91H183L182 89H183V87H178V86H175V87H173L172 86V88L170 87V88H168L166 85H167ZM223 82V81H222ZM232 82H233V79H232ZM215 83V82H214ZM214 83H212V84H214ZM240 83V82H239ZM234 84V83H233ZM236 84H238V83H236ZM230 86H231V84H229ZM238 85H240V84H238ZM256 85V82L255 83H253V84H251L247 89H241L240 88V86L238 87L237 85V87L238 88H240L241 89V91H239V93L238 94H240L239 96H232V95H230V96H228L227 98H223V99H221V96H220V100H219V102H217L220 106L218 107L217 105H216V109H211V107H214L215 105H210V111H212V110H214V112H216V110H217V108L218 109H221L222 108V111H223V108L224 107H226V109H227V111L225 110V108H224V110H225V115H226V113L228 114L226 117H224L223 115H219V116H223L222 118L220 117L219 119H221V120H219L218 119V123H216L215 124V126H225L226 125V129H224V130H211L210 129V127H213V126H211V125H208L209 123L208 122H206V124H202L203 125V128H204V130H195V126H196V124H197V120H198V118L200 117H203L202 116V114H204V116H206V113L208 114L209 113V111H208V109H207V111L206 110H202L201 109V111L203 112H201V113H199L200 112V110H199V107H198V111L199 112H197V111H195V110H192L193 108L191 107L192 105L190 104H188L187 105V103H185V105H187V106H190L189 108L188 107H184V103L182 104V103H180V101H178V103L177 102H175V103H172V105H170V107H169V111L171 112V110L173 111V112H175L173 109H171L170 110V108H172L171 106H173V104H175L174 106H173V108L175 109V110H177V113H174L175 115L173 116V118H172V115H173V112H171V117H170V121H168V120H166V123H167V121H168V123H170L169 125H171V123H172V125H171V128L169 129V128H167L166 126H167V124L166 123H162L163 124V127H162V125H161V130H159V131H161V133L163 134V133H165V135H166V137L165 138H163V139H158L159 141H163L164 143H165V146H174V143H180V145H181V147H180V151H179V153H177V159H176V161L171 165H169V166H171V167H169L168 169H166L165 171H163V172H161V169H160V172H159V170H158V172H155V170H157L156 168H155V170H153L154 168L153 167H155V166H153L152 164H153V162H151V161H149L151 164H149L148 162H146L145 163V161L146 160H149V159H147L148 157H145V153L147 152V151H149L150 150V143L148 144V146H149V149L147 148V147H145L146 149H148L147 151H145L146 149L144 148V151H145V153H143L144 151H142V149H141V151L142 152H140V153H136L137 155L138 154H140V155H136L137 157H135V155H133L134 153H135V151H136V149H137V147L134 149L135 151H134V153L132 154L133 156H131L130 158L128 157V156H124V157H127V159L129 158V159H133V160H129L128 162H125V161H123V159H122V161L121 160H119V162L117 163V161L118 160H116V163L114 162L113 164H115V165H112L113 167L112 168H106V166H105V168L106 169H110V171L108 170V172H109V175H108V177H106V179L104 180V181H102V179L100 180L101 182H99V184H95L94 186H91V187H89V189H88V192H91L90 194H89V198L91 199V197H93L94 195V197L95 198H98L96 195H98V194H102L101 196H103V194H105L106 195V197H105V199H104V201H103V203H105V204H110L111 206H112V212H113V210L115 211L116 209H118L119 210V208H117V207H120L121 205H122V208L120 207V209H122L123 211H125L126 210V208H127V206L130 204V205H132L131 207L134 209H136L137 208V206L136 205H138V206H141L142 208H140V207H138V208H140L141 210L139 211V209L137 210L136 209V211L134 210L133 211V209H130V213L128 212V213H125V214H122L121 215V218H119V220H118V222H115V221H111V220H113V219H110V216H113V214L114 213H116L117 214V212L115 211V212H111L110 214H112V215H110L108 218H109V223H111V226L110 227H112L114 224V222H115V224L116 223H118V225H116V227L114 228V226H113V228H109L108 230H106V228H104V227H106L107 226V224H104L103 222H102V227L104 228V230L101 232H99V235L98 236H100V238H101V242L100 241H98V240H100V239H96L97 241H98V243L100 244H98V243H96L97 241H95V243H93V245H91V248H97V249H99V251L102 249L101 247H105V243L106 242H104V238H108L107 236H109L110 235V233H108V235H107V233H106V235H105V237L102 239V236H101V234L102 235H104L103 233L105 232V230L108 232V231H110V229L113 231V232H115L116 231V233H114V234H116L117 235V237H118V234H120V232L122 231V232H124L125 233V231L127 232L126 233V235L128 234V233H132V234H134V233H136L138 230H140V229H142V230H140V232H141V236L144 238V237H147L148 235H149V233H150V231L149 230H151V228H154V232L153 233H156V235H158L159 233H161L163 230H166V232H167V230H169L170 232H171V234L172 233H178L179 231H180V229L182 230L183 229V226H182V228H181V222H182V220H180L181 222H179V218H181L182 216H184V214L183 215H181V217H179V216H177V215H180V213L183 211V209H186V208H190L191 206H192V202L190 201L191 200V197L194 195H192L191 196V191H192V186H197V185H195L196 183H198V181L200 182L201 180H204V181H207L208 182V180H211L212 181V183L213 184H216L217 183V180L218 181H220V183L221 184H223L224 182H229V180H233L234 179V177H237L238 178V175H240V177H241V174H242V170L241 169H239V168H237V167H235V165L236 164H238V163H243V164H245V165H248V164H250V162H254V163H256L258 166H260L263 170L260 172V173H258L257 174V176H255V175H252L253 177L255 176V178H251L252 176H250V178L249 177H247V179L245 178V181L243 182V181H240V182H242V184L244 185H246L247 187L249 186L250 188L251 187H253V186H255V187H258L257 185H261V188H264V85L263 84H261V86L259 85V86H257V87H255V90H254V86ZM263 85V86H262ZM169 86V85H168ZM186 86H188V85H186ZM241 86H243V83H241ZM246 86V85H245ZM222 87H224V86H222ZM232 87H233V85H232ZM237 87H236V89H237ZM199 88V87H198ZM220 88H221V85H220ZM256 88H258V89H256ZM191 89V88H190ZM195 89V88H194ZM193 89V90H194ZM219 89V88H218ZM223 89V88H222ZM231 90V89H230ZM233 90L235 91V88H233ZM232 90V91H233ZM238 90V89H237ZM187 91V90H186ZM196 91V90H195ZM219 91V90H218ZM184 92V91H183ZM219 92H221V91H219ZM238 92V91H237ZM185 93H187V94H189L188 92H185ZM235 93V92H234ZM180 94H178L177 96H178V99L179 100H185V98H186V96H184V93H182V96L180 95ZM198 94V93H197ZM186 95V94H185ZM206 95V94H205ZM187 96H189V95H187ZM219 96H217L218 97V99H219ZM185 97V98H184ZM191 97V96H190ZM197 97V96H196ZM208 99V98H207ZM210 99V98H209ZM214 99V98H213ZM187 100H189V99H187ZM213 102V101H212ZM214 103V102H213ZM216 103V102H215ZM216 103V104H217ZM221 103V104H220ZM222 103H224V105L222 106ZM226 103V104H225ZM228 103V104H227ZM178 104V105H177ZM205 105V104H204ZM227 105V106H226ZM197 106V105H196ZM205 108V107H204ZM206 108H208V106L206 107ZM215 108V107H214ZM166 109H167V107H166ZM163 111V110H162ZM165 111H168V110H164V112ZM165 112V114L167 113V115L170 113V112ZM205 111V112H204ZM221 111V112H222ZM214 112H213V114L212 115H214ZM216 113H218L219 114V111L217 110V112ZM164 114V113H163ZM164 114V115H165ZM167 115H165L164 117L165 118H167ZM109 116V115H108ZM218 116V117H219ZM163 117V119H165ZM216 117V116H215ZM199 118V119H200ZM168 119V118H167ZM165 121V120H164ZM198 123H199V121H198ZM166 126H165V125ZM199 125H200V123H199ZM205 125V126H204ZM164 126L167 128V129H169L168 131H167V129L166 128H164ZM156 131V130H155ZM168 132H169V134H168ZM153 133V132H152ZM151 137V141H148V142H151L152 144L154 143H157V142H155L154 140H157V138H158V133H153V134H149ZM199 136V138H200V140H201V145H202V148L199 150L200 151V154L198 155L196 152H194V150H192L193 149V146H194V142H195V140L196 139H194L193 138V136ZM167 136H169V137H167ZM52 137H50V138H48L49 140L48 141H52V142H55L56 143V145L58 146V147H60V142H61V134H59V137L57 138V140L56 139H51ZM159 138H161V137H159ZM134 141V140H133ZM136 141V140H135ZM161 141V142H162ZM147 142V143H148ZM163 142H162V145H163ZM167 142H170L169 144H167ZM146 143V144H147ZM172 143V145H170ZM136 144V143H135ZM134 144V145H135ZM151 144V145H152ZM153 144V147L156 145V146H158L157 144H155L154 145ZM167 144V145H166ZM139 145V144H138ZM145 145V144H144ZM161 145H159V147H160ZM179 146V145H178ZM189 146H192V148H189ZM95 147V146H94ZM140 147V146H139ZM142 147V146H141ZM140 147V148H141ZM144 147V146H143ZM164 147V146H163ZM162 147V148H163ZM175 147V146H174ZM173 147V148H174ZM152 148V147H151ZM176 148L177 147H175V149H172L174 152H176L175 150H176ZM166 149H167V147H165L164 148V151H166ZM137 150H139V149H137ZM168 150H170V152L172 151L171 150V147H170V149L168 148ZM162 152V154L164 153L163 152V150L161 151ZM161 152H160V154H161ZM141 153L142 154H145V155H141ZM159 153V152H158ZM168 154V152H165L164 154ZM60 154V153H59ZM163 154V155H164ZM171 154H173V152L171 153ZM61 155V154H60ZM69 155V154H68ZM168 155H170V154H168ZM146 159H144L143 157ZM148 156H150V155H148ZM162 156V155H161ZM124 157H122V158H124ZM141 157H142V159H141ZM165 157V156H164ZM135 158V159H134ZM126 161H127V159L126 158H124ZM141 159V160H140ZM142 161H144V162H142ZM156 162V161H155ZM154 162V163H155ZM204 163V164H207V165H211V166H213L214 167V169H210V168H207V167H202V166H200L199 165V163ZM144 164V165H143ZM155 165V164H154ZM40 165H38V167H39ZM153 166V167H152ZM157 166V165H156ZM234 166V167H233ZM16 167V166H15ZM18 167V166H17ZM20 167V166H19ZM22 167H24V166H22ZM20 168V169H22V170H24L23 168ZM40 167H42V166H40ZM104 167V166H103ZM108 167H111V165L110 166H108ZM212 167V168H213ZM12 168V167H11ZM10 168V169H11ZM14 168V167H13ZM29 168H31V166L29 167ZM35 168H37V167H35ZM42 168H44V167H42ZM19 169V170H20ZM34 169V168H33ZM40 169V168H39ZM46 169V168H45ZM16 170V169H15ZM18 170V171H19ZM44 170V169H43ZM14 171V170H13ZM17 171V172H18ZM24 172V171H23ZM29 172V171H28ZM46 172V171H45ZM20 173V172H19ZM37 173V172H36ZM101 173H103V171L101 172ZM21 174V173H20ZM33 174V173H32ZM44 174V173H43ZM46 174V173H45ZM104 174V173H103ZM4 175V174H3ZM19 175V174H18ZM25 175V174H24ZM23 175V179L21 178V176H20V179H22V181L24 180V176ZM1 176V175H0ZM27 176V175H26ZM40 176V175H39ZM102 176V175H101ZM8 177H9V179H12L13 178V181H15L16 179H17V177H16V179L14 180V178L15 177H10V176H7V179H8ZM36 177H38V176H36ZM41 177H43V176H41ZM44 177H45V175H44ZM104 177H105V175H104ZM28 179L30 178V177H27ZM32 178V177H31ZM217 178V179H216ZM18 179H19V176H18ZM25 179H26V177H25ZM35 179V178H34ZM39 179H40V177H39ZM39 179H37V180H39ZM46 179V178H45ZM216 179V183H214V180ZM220 179V180H219ZM27 180V179H26ZM42 180V179H41ZM67 180H69V181H74V179H73V176H70V177H68L66 180H62L63 181V183L62 184H55L54 186H53V183H52V185L51 186H49V189H48V186H47V189L48 190H46V188H44V192L43 191H40L41 192V195H38V196H36V195H33V193L36 191V190H39V186L37 187V185H36V187L38 188V189H35V186L34 187H32V188H34V190H29L28 189V187H26V190L28 189L31 193H32V195H27V196H24L26 199H29V200H31L30 202H37V206H34V208L36 207V208H40V206L41 207H43V211H40L41 213H45L44 211H46V213H48L47 212V210L49 209L50 210V206H51V210H52V207H53V209H54V206H66L67 208H71V205H70V203L72 204V202H73V206H74V204L77 202L78 203V199H80V198H82V197H84V199L86 198V197H88V195L86 196V194L84 193L83 194V196H81L80 195V193H79V188H77V186H75L74 184H72V185H69V181H67ZM17 181H19V182H21L20 180H17ZM25 181V180H24ZM30 181H33V179H30ZM36 181V180H35ZM34 181V182H35ZM61 181V182H62ZM65 181V182H64ZM211 181L210 182H208V183H211ZM235 181V180H234ZM239 181V179L237 180V183H239L238 182ZM16 182V181H15ZM27 182H29L28 180H27ZM40 182V181H39ZM38 182V183H39ZM59 181H57V183H58ZM233 182V181H232ZM219 183V182H218ZM217 183V184H218ZM16 184H17V182H16ZM240 185H241V183H239ZM20 185V184H19ZM27 185H28V183H27ZM31 185V184H30ZM39 185V184H38ZM43 185H45L46 186V183L45 184H43ZM111 187V189L109 188V190L107 189L108 187ZM201 186V185H200ZM25 187H22V188H25ZM29 187H31V186H29ZM114 187V192L116 193V192H119L120 193V190L121 189H119V188H122V190L125 192L124 194H118V195H116L114 192H113V190H112V188ZM221 187V186H220ZM243 187V186H242ZM247 187H246V190H247ZM254 187V188H255ZM43 188V187H42ZM194 188H196V187H193V189ZM235 188H236V186H235ZM253 188V189H254ZM105 189H107L106 190V192H108V191H110V190H112V192H111V194H110V192H108V193H105ZM118 189V190H117ZM232 189V188H231ZM238 189V188H237ZM240 189V188H239ZM241 189H244V187L243 188H241ZM257 189V188H256ZM20 190V189H19ZM25 190V191H26ZM121 190V191H122ZM126 190V191H125ZM201 190V189H200ZM223 190V189H222ZM226 190V189H225ZM228 190V189H227ZM233 190H235V189H233ZM232 190V191H233ZM245 190V191H246ZM248 190H249V188H248ZM255 190V189H254ZM254 190H252V191H254ZM260 191H261V189H259ZM18 191V190H17ZM17 191H15L16 193H17ZM22 191V190H21ZM24 191V190H23ZM49 192V194L47 195V196H44L45 195V192ZM81 191V190H80ZM84 191V190H83ZM196 191V189H194V192ZM198 191V190H197ZM229 191V190H228ZM236 191V190H235ZM239 191V190H238ZM18 192H20V191H18ZM27 192V191H26ZM26 192H24V193H26ZM42 192H43V194H42ZM47 192V193H48ZM82 192V191H81ZM24 193H21V194H24ZM29 192H27V194H28ZM31 193H29V194H31ZM36 193V192H35ZM34 193V194H35ZM37 193H38V191H37ZM36 193V194H37ZM63 193V194H62ZM196 194L195 195H199V194H197V192H195ZM259 193V192H258ZM38 194H40V193H38ZM92 194H93V196H92ZM107 194H109V195H107ZM203 194V193H202ZM234 193H232V195H233ZM236 194V193H235ZM239 194V193H238ZM264 195V190L261 192V193H259V195ZM24 195H26V194H24ZM261 195V196H262ZM31 197V198H29V197ZM34 196V197H33ZM108 196V197H107ZM234 196V195H233ZM232 196V197H233ZM21 197H23V195H21L20 196V198ZM55 197H57V201L56 202H52L51 200L52 199H55ZM59 197V198H58ZM104 197V196H103ZM102 197V198H103ZM195 197V196H194ZM18 198V197H17ZM25 198H23V199H25ZM199 198V197H198ZM259 198H260V196H259ZM262 198V197H261ZM260 198V199H261ZM22 199V198H21ZM25 199V201L27 202V203H25V201H23L25 204H23V202H20L19 201V203H21V204H23L22 206H23V208H24V206H25V208H24V211L22 212V206H21V208H19V212L18 213H21V214H25L26 213V210H27V213H29V211H28V209H30L31 207H29L28 208V206L30 205L29 204V202H28V200H26ZM32 199H34V200H36V201H33ZM51 199V200H50ZM59 199V200H58ZM99 199V198H98ZM97 199V200H98ZM193 199H196V197L195 198H192V200ZM200 199V198H199ZM264 199V198H263ZM259 200V202H261V201H263L264 202V200ZM81 201L83 200V199H80ZM89 200V199H88ZM93 200V199H92ZM94 200H96V199H94ZM93 200V201H94ZM239 200V199H238ZM250 200V199H249ZM76 201V202H75ZM85 201V200H84ZM196 201H198V199L196 200ZM257 201V200H256ZM97 202V201H96ZM99 202V201H98ZM203 202H205L206 203V201H203ZM243 202H245V201H243ZM246 202H248V201H246ZM254 202V201H253ZM35 203H32L33 205L35 204ZM79 203H81L80 201H79ZM83 203V202H82ZM85 203V202H84ZM127 203V204H126ZM129 203V204H128ZM132 203H134V204H132ZM207 203H209V202H207ZM250 203V202H249ZM255 203H257V202H255ZM262 203V202H261ZM21 204H18L19 205V207H20V205ZM27 204H29L27 207H26V205ZM124 204H126V205H124ZM210 204V203H209ZM260 204V203H259ZM68 205H70V207L68 206ZM78 205V204H77ZM84 205V204H83ZM123 205L125 206V209H123L124 207H123ZM130 205H129V208H131L130 207ZM133 205L135 206V207H133ZM262 205H264L263 203H262ZM39 206V207H38ZM48 206V208H46ZM72 206V207H73ZM62 207V208H63ZM213 207V206H212ZM28 208V209H27ZM35 208V209H36ZM199 208H201V207H197V209L198 210H200ZM17 209V208H16ZM16 209H14L15 211H17ZM41 209V208H40ZM39 209V210H40ZM47 209V210H46ZM58 209V207L56 208V210ZM72 209H74V208H72ZM212 208L209 206H207L206 208H203V213L206 215V216H208L209 214H210V210H211ZM32 211H33V209H31ZM30 210V211H31ZM48 210V211H49ZM50 210V211H51ZM67 210V209H66ZM121 210V211H122ZM153 210V215H150L149 213H152V212H150V211H152ZM201 210H200V212H201ZM38 211V210H37ZM55 211V209L54 210H52L51 212H54ZM111 211V210H110ZM136 212V214H132L133 212ZM137 211H139V212H137ZM14 212V211H13ZM39 212V211H38ZM39 212V213H40ZM67 212H68V210H67ZM120 212V211H119ZM213 212V211H212ZM17 213V212H16ZM31 213V212H30ZM147 214H149L148 216L149 217H151V219H148V218H146L147 216ZM200 214V213H199ZM208 214V215H207ZM28 215V214H27ZM31 216H33L32 214H30ZM36 215V214H35ZM35 215H34V217H35ZM41 215V214H40ZM39 215V216H40ZM143 215H145L146 217L144 218L143 217ZM194 215V214H193ZM212 215H214L213 217H211V218H214V217H220V216H218L217 214H215V213H213ZM263 215V214H262ZM29 216V215H28ZM38 216V215H37ZM42 216V215H41ZM107 216V215H106ZM117 216V215H116ZM200 216V215H199ZM246 216H248V214L246 215ZM253 216V215H252ZM260 216V215H259ZM34 217L33 218H31V219H34ZM43 217V216H42ZM176 217H179V218H177L178 220L176 221L175 220V218ZM198 217V216H197ZM202 217V216H201ZM225 217V216H224ZM250 216H248V218H249ZM37 220H31V219H29V221L31 220V221H33V222H36L35 223V225L33 224V223H31L32 224V226H28V224L27 225H25V226H27V227H30L31 229L30 230H32L33 229V227L35 228V227H37V224H38V217H35ZM145 220H144V219ZM222 218V217H221ZM227 218V217H226ZM244 219H245V221L247 222L248 221V223H249V221L251 222L252 221V219H250V220H246V219H248L247 217H243ZM253 218V217H252ZM254 218H256V217H254ZM39 219H42V218H40L39 217ZM116 219V218H115ZM182 219H188L187 218V216L186 217H182ZM194 219V218H193ZM223 219L224 218H222L221 220L223 221ZM261 218H259L258 220H260ZM28 220V219H27ZM48 220H50V219H48ZM104 220V219H103ZM117 220V219H116ZM203 220H204V218H203ZM202 220V221H203ZM209 220V219H208ZM211 221H212V219H210ZM215 221H216V219H214ZM228 220V219H227ZM254 220H256V219H254ZM263 220V219H262ZM30 221V222H31ZM40 221V220H39ZM44 221H46V220H44ZM53 221V219L51 220V221H49L50 223ZM106 221V220H105ZM108 221V220H107ZM185 221L186 220H184L183 222H184V224H185ZM193 221V220H192ZM214 221V222H215ZM26 222V221H25ZM30 222H29V224H30ZM48 222V223H49ZM113 222V223H112ZM145 222L147 223V224H145ZM210 222V221H209ZM218 223H219V220L217 221ZM224 223H226L225 222V220L223 221ZM221 223L220 225H224V223ZM254 222V221H253ZM258 222V221H257ZM260 222H261V220H260ZM26 223H28V222H26ZM39 223H43L44 225L47 223V222H39ZM53 223V222H52ZM107 223V222H106ZM180 223V224H179ZM216 223V222H215ZM214 223V224H215ZM217 223V224H218ZM256 223V222H255ZM30 224V225H31ZM113 224V225H112ZM140 224H141V226H140ZM142 224H143V228H141L142 227ZM199 224V223H198ZM202 224V223H201ZM227 224V223H226ZM250 224L252 225V222L251 223H249L248 225L250 226ZM34 225V226H33ZM39 225V224H38ZM42 225V224H41ZM41 225H39V230L41 229L40 228V226ZM43 225V227L42 228H46V231H45V233L44 234H47V232H48V234L47 235H49L50 233H49V231H47V228H48V226H44ZM47 225H49V224H47ZM106 225V226H105ZM207 225H210V224H207ZM212 225V224H211ZM244 225V224H243ZM255 225V224H254ZM51 226V225H50ZM53 226V225H52ZM138 226H140V228L138 227ZM148 226V227H147ZM193 226H195V224H193ZM197 226V225H196ZM203 226V225H202ZM204 226H206V225H204ZM215 226H216V224H215ZM215 226L213 225V227H214V229L216 230L214 233L215 234H213V232H212V230H211V228L210 227H206V228H209L210 229V231L212 232H207L206 230H204V231H206V233H207V236L209 235V237L213 234V237L211 236L210 238H211V240H210V238H208V241L206 240H198L197 242L194 240L193 242L194 243H196V247H206L207 248V250L208 251H212V249H211V247L212 246H215L216 248L217 247H219L220 248V251L221 250H223V251H221V252H227V254H225L226 256H228L229 257V259H230V262H226V261H223V263H227V264H255L256 262H254V258H253V256H255V254H256V249H257V244H254L258 239H255V238H253V235H252V238L251 239H249V240H251V242L250 241H248V242H250V243H252V241H253V246H251V247H254V246H256V247H254V248H247V247H244V246H246V245H248V244H246L247 243V239L249 238V235H250V237H251V234H252V231H249L250 233H248L247 235H242V233H240V231L238 230V228H237V230L239 231V233L241 234V236H243L244 238H245V236H248V238H245L246 240H244V242H245V245H243V247L240 245L241 243H237V244H239L242 248H239L238 247V245H236L237 247H235V248H233L232 247V245H230L231 244V242H232V240L233 239H235V238H231L228 234H226L225 232H224V230L222 231L221 229H223V226H222V228L220 229L218 226H216V228H215ZM225 226V225H224ZM240 226V225H239ZM253 226V225H252ZM109 227V226H108ZM145 227V228H144ZM198 227H199V225H198ZM226 227L227 226H225L224 228H225V230H227L226 229ZM237 227H238V225H237ZM244 226H241L240 228L242 229ZM202 228V227H201ZM228 228V227H227ZM239 228V229H240ZM248 228V227H247ZM250 228V227H249ZM37 229H38V227H37ZM36 228L35 229H33V230H37ZM50 229V227L48 228V230ZM115 229V230H114ZM203 229H204V227H203ZM219 229H220V231H219ZM230 229H232L231 227H230ZM235 230H236V228H234ZM246 229V228H245ZM252 229V228H251ZM257 229H258V227H257ZM51 230V229H50ZM74 230V229H73ZM188 230V229H187ZM256 230V229H255ZM27 231H29V229L27 230ZM112 231H110V232H112ZM189 231V230H188ZM197 231V230H196ZM195 231V232H196ZM198 231H200V230H198ZM203 231V232H204ZM229 231V230H228ZM233 231V230H232ZM230 232V233H232V234H235V233H233V232H236V231H233V232ZM245 231V230H244ZM244 231H243V233H244ZM257 231V230H256ZM261 231V230H260ZM260 231H259V233H260ZM42 232H44V230H42ZM112 232V233H113ZM170 232H169V234H170ZM258 232V231H257ZM262 232H264V231H262ZM1 233H3V234H5L4 232H1ZM101 233V234H100ZM123 233V234H124ZM209 233V234H208ZM238 232H237V234H239ZM247 232H245V234H246ZM254 233V232H253ZM2 234V235H3ZM25 234V233H24ZM23 234V235H24ZM114 234H112V235H114ZM122 234V233H121ZM140 234V233H139ZM197 234H198V232H197ZM196 234V235H197ZM236 234V235H237ZM258 234V233H257ZM256 233L254 234V237H256V236H258ZM261 234V233H260ZM260 234H259V236H260ZM1 235V234H0ZM6 235V234H5ZM23 235H21L22 236V238L21 239H23ZM28 234H26V236H27ZM125 235V234H124ZM125 235V236H126ZM130 235V234H129ZM153 235V234H152ZM168 234L167 233H165V235L164 236H167ZM178 235V234H177ZM190 235H191V233H190ZM196 235H195V237H196ZM256 235V236H255ZM261 235H263V234H261ZM24 237V239L25 238H27V237ZM187 236V235H186ZM185 236V237H186ZM194 236V235H193ZM192 236V237H193ZM240 236V235H239ZM240 236V238H242ZM264 236V235H263ZM261 237L260 236V238H264V237ZM2 237V236H1ZM0 237V238H1ZM30 237V236H29ZM33 237H35V242H36V238H39V239H37V242L35 243V246H34V242H30V243H27V245H25L24 247H22L23 245H20V243H19V245L20 246H18V251L21 253V255H18V256H14L13 254H11L12 256L11 257H14V259H20L19 258V256H22L21 257V259H23V260H25L26 262H24L23 260H22V262H24V264L26 263V264H29V262H30V264H70L71 262H70V258H71V256H70V252H73V250H70V252L68 253L67 252V250H68V248H70V247H66V244L64 245V246H62L63 247V249H61L60 250V252H59V247L57 246V247H54L53 246V240L52 239H50L49 237H47V239L46 238H43L42 240L43 241H39L40 240V237H37V236H33ZM44 237H46V235L44 236ZM114 237H116V236H114ZM116 237V238H117ZM120 237H122V236H120ZM120 237H118V239L119 240H117L116 238H114V239H116V241L118 242L117 244H119V246L122 244L125 248L127 247L128 248V246L126 245H124L123 243H121L123 240H121V238ZM126 237H128V235L126 236ZM130 237H132L131 235H130ZM137 237V236H136ZM139 237V236H138ZM153 237V236H152ZM155 237V236H154ZM169 237H171L170 235L168 236V238ZM192 237H190V239H193ZM201 237V236H200ZM17 238V237H16ZM42 238V237H41ZM98 238V237H97ZM110 238H112L113 239V237H109L108 239H110ZM125 238V237H124ZM133 238H134V236H133ZM165 238V237H164ZM172 238V237H171ZM169 239V240H172V245L173 244H176L177 243V248H178V243H179V249L180 248H182V249H186V246L185 245H183L182 247H180V242L179 241H177L176 242V239H175V242L176 243H174V240L173 239ZM202 238V237H201ZM213 238V239H212ZM257 238V237H256ZM260 238H259V242L261 243V241H260ZM31 239H32V236H31ZM34 239V238H33ZM45 239V240H44ZM59 239L60 240H62L61 239V237H59ZM105 239V241H107ZM112 239H110V240H112ZM113 239V242H115V240ZM155 239V238H154ZM166 239V238H165ZM184 238L182 237V240H183ZM195 239H197V238H195ZM198 239H200V238H198ZM255 239V240H254ZM138 240V239H137ZM152 240V239H151ZM163 240V238H161V245L160 246H158L156 243H153L152 245H151V243H150V246L149 247H147L146 249H141V253L143 254L144 252L146 253V251H148L149 249H150V254L149 255H144V256H141V260L140 259H138L137 258V256L136 255H138L137 254V252L138 253H140V250H139V246H137V248H132L133 250L131 251V250H127V248H126V251H128L127 253H129L130 251H131V253H133V252H136L135 250H139V251H137L136 252V254L134 253L133 254V257L135 256L136 257V259H138V261L140 260V264H149L148 262H147V259H148V256H150V255H152V254H155V251L157 250V248L159 249L160 247H164V243H166V241L168 240H165V242H164V240ZM168 240V241H169ZM216 240H217V242L218 243H215L216 242ZM262 240V239H261ZM18 241H20L19 239H18ZM28 241V240H27ZM59 241V240H58ZM109 241V240H108ZM121 241V242H120ZM125 241V240H124ZM123 241V242H124ZM131 241V240H130ZM133 241V240H132ZM153 241V240H152ZM255 241V242H254ZM126 242V241H125ZM134 242V241H133ZM155 242V241H154ZM160 242H157V243H160ZM235 242H237V240L235 241ZM1 243H6V244H8V243H10V237H7V236H5V237H2V242ZM0 243V244H1ZM60 243H61V241H60ZM105 245H104V244ZM111 243H112V241H111ZM116 243V242H115ZM114 243V244H115ZM128 243V242H127ZM264 243V242H263ZM61 244H63V242L61 243ZM117 244L115 245V246H111V248H110V246L108 245V247L110 248V250L112 249V247H113V249L112 250H114V247H118L117 246ZM126 244V243H125ZM167 245H168V247L169 248H171V246H170V244H168V242L166 243ZM185 244V243H184ZM188 244V243H187ZM193 244V243H192ZM191 244V245H192ZM8 245H10V244H8ZM8 245H6V248L5 249H7V247H8ZM12 245V244H11ZM94 245H97V246H99V247H95ZM102 245V246H101ZM104 245V246H103ZM194 245V244H193ZM219 245V246H218ZM251 245V244H250ZM250 245H248V246H250ZM4 247H5V244L3 245ZM3 246H1V247H3ZM13 247H14V245H12ZM92 246H94V247H92ZM101 246V247H100ZM123 246H121V248H124ZM130 246V245H129ZM134 246H136V245H134ZM166 246V245H165ZM174 246V245H173ZM190 246V245H189ZM3 247V248H4ZM61 247V246H60ZM185 247V248H184ZM188 247V246H187ZM191 247V246H190ZM190 247H188L187 249L188 250H186V251H184V250H182V251H184L183 253H182V251H181V253L180 252H178L179 251V249H177V256H179L180 258H184V256L187 254L188 255V251L189 250H191L190 251V255L189 256H191V252H192V249H193V252H192V254H194L197 250L199 251L200 250V252H198L199 253V256H201L200 254L202 253H204L205 255H206V248H202V251L203 250H205L204 252H202L201 251V249H197L196 250V247H194V248H190ZM12 248V247H11ZM67 248V249H66ZM87 248H90V246H88ZM101 248V249H100ZM172 248H175V247H172ZM256 248V249H255ZM264 248V247H263ZM16 249V248H15ZM70 249H73V248H70ZM105 249H106V247H105ZM135 249V250H134ZM176 249V248H175ZM196 251H195V250ZM262 249V248H261ZM63 250V251H62ZM85 251L87 250V249H84ZM89 250H91V249H89ZM92 250H94V249H92ZM91 250V251H92ZM116 250V249H115ZM258 250V249H257ZM2 251H3V254H4V252H5V250H0V253H1V256L3 255L2 254ZM15 251V250H14ZM13 251V252H14ZM18 251H16V252H18ZM61 251H62V253H61ZM101 251H105V250H101ZM213 251L215 252V250L213 249ZM246 251H248V252H250V253H246ZM262 251V250H261ZM15 252V253H16ZM18 252V253H19ZM58 252H59V254H58ZM89 252V251H88ZM108 252V251H107ZM113 252L114 251H112V253L111 252H109L111 255H113ZM123 252V254L124 253H126L125 251H122ZM186 252H188V253H186ZM195 253L196 255H198V253ZM213 252V253H214ZM217 252V251H216ZM263 252V251H262ZM86 253H87V251H86ZM103 253H105V252H103ZM115 253V252H114ZM130 253V254H131ZM246 253V254H245ZM259 253V252H258ZM17 254V253H16ZM15 254V255H16ZM75 254H78V253H75V252H73L72 253V258H71V261H74L73 259L75 258V263L74 264H80L82 261H84L83 259H82V257H80V256H82V255H75ZM93 254H95L96 255V253H93ZM216 254V253H215ZM94 255V256H95ZM107 255V254H106ZM105 255V256H106ZM119 255H121V256H124V255H122L121 253L119 254ZM132 255V254H131ZM182 257H181V256ZM4 256V255H3ZM7 256V255H6ZM75 256V257H74ZM84 256H86V254L84 255ZM89 256V255H88ZM93 255H92V257H94ZM189 256H187L188 258H189ZM199 256H191L190 258L191 259H193L192 257H195V258H197V260H198V257ZM18 257V258H17ZM70 257V258H69ZM99 259L98 260H100V257H99V255L97 256ZM97 257H94V258H96L97 259ZM118 257H120V256H118ZM118 257H117V259H118ZM186 257V256H185ZM187 257H186V259H187ZM216 257V256H215ZM252 257V258H251ZM1 258V257H0ZM10 258V257H9ZM84 258V257H83ZM94 258H91L92 260H94ZM102 258V257H101ZM108 258V257H107ZM109 258H110V256H109ZM123 258V257H122ZM182 258V260H185V261H183V262H181V261H177L179 264H185L184 262H186V264H188V261H190V259H188V261H186V259L184 258L183 259ZM194 258V260L195 261H197L196 259ZM256 258H258V257H256ZM263 258V257H262ZM3 259V258H2ZM10 259H12L13 260V258H10ZM9 259V260H10ZM20 259V260H21ZM80 259H81V262H80ZM90 259V258H89ZM123 259H125V258H123ZM1 260V259H0ZM8 260V261H9ZM120 260H122V259H119V262H120ZM128 260V258L126 257V261ZM259 261H260V258L258 259ZM6 261V260H5ZM96 261V260H95ZM124 261V260H123ZM134 259H132V263L131 262H128V263H131V264H134V263H138V261L136 262V261H134ZM3 262H4V259H3ZM3 262H1V263H3ZM16 262V263H15ZM28 262V263H27ZM97 262V261H96ZM118 262V263H119ZM125 262V261H124ZM124 262H121V263H124ZM181 262V263H180ZM0 263V264H1ZM5 263V262H4ZM3 263V264H4ZM9 263H12V261H10ZM19 264V260H18V262L17 261H15V260H13V263L12 264ZM99 263V262H98ZM97 263V264H98ZM113 263V262H112ZM126 263V262H125ZM124 263V264H125ZM193 262H192V260H191V262H190V264H192ZM222 263V262H221ZM221 263H219V264H221ZM222 263V264H223ZM225 263V264H226ZM5 264H7V261H6V263ZM72 264V263H71ZM82 264H84V263H82ZM88 264V263H87ZM90 264V263H89ZM92 264V263H91ZM100 264V263H99ZM108 264V263H107ZM114 264H117V261H116V263L114 262ZM120 264V263H119ZM127 264V263H126ZM176 264V263H175ZM193 264H196L195 262L193 263ZM258 264H259V262H258ZM261 264V263H260Z\"/></svg>",
  "mask_w": 264,
  "mask_h": 264
},
{
  "label": "crops",
  "instance_id": "0c3cea01",
  "mask_svg": "<svg viewBox=\"0 0 264 264\" xmlns=\"http://www.w3.org/2000/svg\"><path fill=\"white\" fill-rule=\"evenodd\" d=\"M24 58H31L34 62L33 68L27 72L22 71ZM66 61L68 58L64 51L35 42H18L10 55L0 58V128L12 127L13 123L8 122L10 118L18 120V103H23L28 89L33 100L46 98L49 92H55L67 76ZM68 110V123L61 132V150L71 152L81 150L84 144L106 145L114 141L118 122L107 116L103 104L93 102L76 110L68 107ZM19 118L26 124L28 140L35 139L45 126L38 113H28ZM48 131L51 132L50 129Z\"/></svg>",
  "mask_w": 264,
  "mask_h": 264
}]
</instances>
